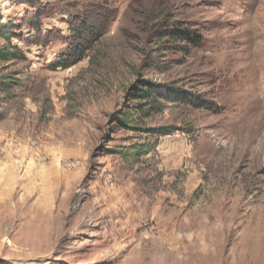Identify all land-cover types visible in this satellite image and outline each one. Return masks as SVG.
<instances>
[{
    "label": "rangeland",
    "instance_id": "obj_1",
    "mask_svg": "<svg viewBox=\"0 0 264 264\" xmlns=\"http://www.w3.org/2000/svg\"><path fill=\"white\" fill-rule=\"evenodd\" d=\"M0 50V264H264V0H0Z\"/></svg>",
    "mask_w": 264,
    "mask_h": 264
},
{
    "label": "trees",
    "instance_id": "obj_2",
    "mask_svg": "<svg viewBox=\"0 0 264 264\" xmlns=\"http://www.w3.org/2000/svg\"><path fill=\"white\" fill-rule=\"evenodd\" d=\"M168 23L174 22L172 19L168 18ZM6 27V25H2L1 28ZM156 31L161 32V37H172L174 39H178L179 41L186 42L189 44L196 45L202 40V35L197 31V29L190 28L189 26L182 27V25L179 26H163L156 29ZM91 34L93 36L94 30H91ZM88 35H86L87 37ZM84 38L85 34L84 31L82 32V36L79 35V38ZM77 38V39H79ZM16 55V53H13ZM78 54V53H77ZM76 54L72 55L75 56ZM0 56L3 59H8V55L0 50ZM83 57V55H80L79 58ZM131 95L139 98L141 100H144L142 103L144 106L148 105L150 107V110L152 112H162L165 109V105L168 102H184L185 100H188L189 103H193L194 105H201V100L199 97H196L192 94H189L186 98L180 97V93L173 88L172 85H164V84H156L149 80H141L139 83L133 84L131 88ZM154 132H157L160 135H167L171 134L172 130H164L159 131L162 129H154ZM157 130V131H156Z\"/></svg>",
    "mask_w": 264,
    "mask_h": 264
},
{
    "label": "bare ground",
    "instance_id": "obj_3",
    "mask_svg": "<svg viewBox=\"0 0 264 264\" xmlns=\"http://www.w3.org/2000/svg\"><path fill=\"white\" fill-rule=\"evenodd\" d=\"M260 81H258V83H257V85H258V88H260V83H259Z\"/></svg>",
    "mask_w": 264,
    "mask_h": 264
}]
</instances>
